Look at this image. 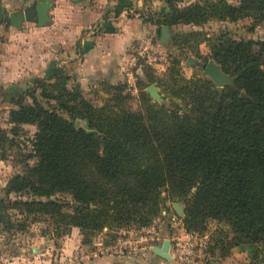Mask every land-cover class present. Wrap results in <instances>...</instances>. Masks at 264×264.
<instances>
[{
    "label": "trees",
    "instance_id": "1",
    "mask_svg": "<svg viewBox=\"0 0 264 264\" xmlns=\"http://www.w3.org/2000/svg\"><path fill=\"white\" fill-rule=\"evenodd\" d=\"M169 5L159 25H197L208 11L219 20L264 19V0ZM209 51L234 79L221 95L209 79L184 80L174 75L176 68L160 80L165 103H153L140 90L136 109L122 83L102 84L111 104L98 109L82 100L79 85L67 89V75H48L47 85L42 79L26 85L10 98L12 127L0 131V147L23 125L36 131L21 143L9 140L24 170L8 180L0 210L20 212L18 229L31 218L48 222L57 237L78 228L88 242L106 227L147 226L165 193L171 202H184L186 232L204 231L209 220L229 228L222 256L234 247L256 250L264 244V40L220 35ZM34 86L47 106L36 99L23 104ZM4 96L0 90L2 105ZM77 116L89 131L74 126ZM4 218L0 215L4 229H14L10 215Z\"/></svg>",
    "mask_w": 264,
    "mask_h": 264
},
{
    "label": "rangeland",
    "instance_id": "2",
    "mask_svg": "<svg viewBox=\"0 0 264 264\" xmlns=\"http://www.w3.org/2000/svg\"><path fill=\"white\" fill-rule=\"evenodd\" d=\"M48 1L54 7L60 4L57 3L59 0ZM62 1L66 6H58L61 9L60 16L58 18L54 15L51 16L54 19V23L59 27L65 24L66 13L64 9L72 6L71 0ZM212 1L218 0H166L164 2L166 4L165 12L152 10V6L154 7V4L157 5L155 1L146 2V8L140 12V17L148 23H153L158 28L164 26L166 28L164 34L161 35L158 30H154L153 34L147 39L140 38L136 40L133 63L126 73L123 74L122 80L114 84L101 82L84 87V89L80 88L82 90V100L96 109L108 103L111 104L109 101L110 94L102 84L116 85L122 83L125 85L123 95H130V103L133 109L140 105V90H143L153 103L162 104L164 95L160 80L168 78L172 68L177 70L176 73L174 71V75H178V78H183L184 80L193 79L197 76L209 79L215 90L221 95L223 88L231 85L234 79L225 74L221 67L210 58L209 48L212 40L223 35L237 41H253L256 43L263 41L264 19L256 21L252 17H247L235 21H230L228 18L219 20L217 17L212 16V12L208 11L205 20L203 19L197 25L176 24L168 27L158 24L161 22V16L170 12L169 2L182 9L195 3L203 5L207 2L212 3ZM222 1L232 6H236L239 3V0ZM35 2L36 0L30 2L29 6H33ZM109 2H115V7L120 4L119 0ZM92 3V5H96L95 2ZM97 4L100 5L101 3L98 1ZM128 6L130 7L129 4H127ZM106 7L109 6L106 5ZM157 7H160L159 4ZM130 8L132 9V7ZM132 11L124 15L123 18L131 17L134 9ZM106 15L109 16L111 14L107 13ZM2 18L4 19L6 16L0 15V21L2 25L8 26V20L3 21ZM1 39L4 40L5 36H1ZM208 62L218 66L226 80L216 83L209 75H203L204 66ZM57 73L58 75H67L59 68ZM71 77L68 78L66 87L72 90L78 85V82L74 77ZM44 78H42V81L47 85V81L43 80ZM150 85L155 88L159 96L158 99H153L146 92V88ZM33 89L34 91H31L24 98L23 104L29 105L32 103V99H36L39 103L47 106L46 101L41 97V89L38 86H34ZM7 100L10 101V99ZM10 106L12 108L4 109V104H0V131H7L12 127L9 123V113L14 108V105L10 103ZM80 108L82 109V106ZM58 113L63 118L69 119L64 111L59 110ZM72 122L77 129L89 131L84 118L77 116ZM35 131L34 126L23 125L20 127L18 136L12 138L9 135L8 141L3 147H0V201L3 204L8 199L5 195V187L8 180L13 174L24 170V164L16 162L17 150L9 147V140L14 139L16 143H21L26 137H32ZM29 163L31 166L33 160H29ZM13 197L15 198L16 196L11 195L12 199H14ZM161 201L158 212L147 226L106 227L101 232L91 236L88 242L84 240L86 238L85 232L78 228H72L67 234L57 237L52 232L51 226H48V222L41 220L32 222L31 218H29V221H25L26 227L18 229L22 221L20 212L17 209H8V211H3L2 209L0 210L2 219H5L4 215H10L14 229L6 231L3 223H0V264H89L93 260L108 255L121 257L130 255L144 260V255L151 252L154 253V249L160 248L164 241L170 242V248L174 249L172 250L178 263H180L178 257L182 254L183 248L180 251H176L177 244L183 245L191 253L186 263L202 262V264H212L213 258L224 255L221 241L226 244L231 238L230 230L224 223L209 220L204 231L188 233L182 225L184 202H171L166 199L165 193H162ZM251 253L256 255V261L264 258V244L257 245L256 250H251Z\"/></svg>",
    "mask_w": 264,
    "mask_h": 264
},
{
    "label": "crops",
    "instance_id": "3",
    "mask_svg": "<svg viewBox=\"0 0 264 264\" xmlns=\"http://www.w3.org/2000/svg\"><path fill=\"white\" fill-rule=\"evenodd\" d=\"M32 1L35 0H0V15L6 16L3 21L9 22L11 15L31 7L29 3ZM108 1L113 0H71L72 6L64 9L66 16L62 27L57 26L51 17L60 16L58 6H66L62 0L57 2L60 3L57 7L51 3L47 10L50 20L42 27L24 21L20 28H16L10 23L2 25L0 21V90L5 94L4 109L11 107L7 99L35 79L58 75V68L67 76L74 77L82 89L95 83L114 84L122 80L133 63L136 40L147 39L154 30L161 34L162 26L158 28L144 21L140 12L146 8L145 3L151 1L157 3L152 10L165 12L166 0H119L118 7H115V2ZM127 4L134 9V13L123 18L128 12H133ZM158 4L160 7H157ZM3 35L4 40L1 39ZM172 249L169 247L170 261L151 252L144 255V260L130 255H108L89 264H182L178 263ZM251 250L244 245L234 247L228 255L213 258L212 264H264V258L256 261Z\"/></svg>",
    "mask_w": 264,
    "mask_h": 264
},
{
    "label": "water",
    "instance_id": "4",
    "mask_svg": "<svg viewBox=\"0 0 264 264\" xmlns=\"http://www.w3.org/2000/svg\"><path fill=\"white\" fill-rule=\"evenodd\" d=\"M73 1L78 2L81 0H73ZM50 5H51V2L48 0L39 1L35 3L33 6L24 9L22 12L16 15H11L9 17V23L11 26L20 28L22 22L28 21V22L35 23L36 26L38 27H42L50 20L48 13H47V10L49 9ZM165 30L166 28L164 26L160 28L161 35L164 34ZM203 75H209L211 79H213L216 83H220L222 80H226L225 77L220 72L219 67L214 65L212 62H208L204 66ZM146 92L153 99L159 98L153 85L148 86L146 88ZM169 247H170V242L164 241L160 248L154 249V253L157 256L161 257L162 259L170 261L171 257L169 255Z\"/></svg>",
    "mask_w": 264,
    "mask_h": 264
},
{
    "label": "built area",
    "instance_id": "5",
    "mask_svg": "<svg viewBox=\"0 0 264 264\" xmlns=\"http://www.w3.org/2000/svg\"><path fill=\"white\" fill-rule=\"evenodd\" d=\"M176 251H180L181 248H183V251H181V255L178 257L180 263H186V261H188L189 257L191 256V253L185 249V247L183 245L177 244L176 245Z\"/></svg>",
    "mask_w": 264,
    "mask_h": 264
}]
</instances>
